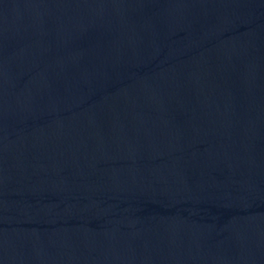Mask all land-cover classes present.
Masks as SVG:
<instances>
[{"label": "water", "instance_id": "95a60500", "mask_svg": "<svg viewBox=\"0 0 264 264\" xmlns=\"http://www.w3.org/2000/svg\"><path fill=\"white\" fill-rule=\"evenodd\" d=\"M0 264H264V0H0Z\"/></svg>", "mask_w": 264, "mask_h": 264}]
</instances>
